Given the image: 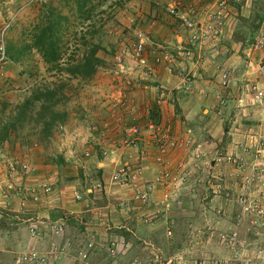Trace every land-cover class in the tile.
Listing matches in <instances>:
<instances>
[{
	"label": "rangeland",
	"instance_id": "rangeland-1",
	"mask_svg": "<svg viewBox=\"0 0 264 264\" xmlns=\"http://www.w3.org/2000/svg\"><path fill=\"white\" fill-rule=\"evenodd\" d=\"M134 1H137L136 6L139 7L142 6V1L144 2V0H94V10L90 14V19L87 20L78 17L74 0H0V32L5 26H10L5 33V51L9 49L14 57L21 53L25 45L30 44L33 29L44 20L51 9L55 10L56 15L60 14L68 19L67 22L63 23L66 29L63 32L60 45L63 61L56 65L57 68L50 70L52 66L46 65L41 55L32 50L18 61L6 60L0 69V126L8 124L10 117L17 113L16 108L34 92L43 89L45 86L60 89V96L58 97L60 104L55 111L58 112L56 117L64 115L61 117L62 119L56 120L58 123L56 122L46 131L43 128L45 120L36 122L39 112V104H37L35 110L29 112L30 115L27 116L23 124L18 125L16 130L10 131L9 138L0 142V163L6 166L8 172H10V164L18 165V163H22L21 160L24 158L25 160H29L31 157L32 159L35 158L37 148L46 155L50 148L52 150L57 148L60 143L58 142L59 138H56L54 133H65L60 124L67 121L69 117L67 113L78 107V103L79 106L81 103L86 104L87 98L96 94V87L102 84L103 74L111 73L110 76L112 77L113 74L120 72L119 67L121 64L123 65L122 56L125 53L123 51H126L125 47L130 41L135 46L139 38L135 35L132 39L127 32L122 31L123 29L120 28L123 26L122 21L123 23L127 22V17L123 13L116 14L118 9ZM261 6L258 0H245L243 6L237 7L239 14L234 26L236 29L234 39L236 40L233 39L229 45L234 46L233 53L236 54V57L238 56L237 62L240 63L241 69L238 65H232L236 68V80L230 83L231 87L229 86L232 89V95L239 91V96L240 94H243L245 98L247 96L245 95L247 91L244 73L245 60L239 55L245 50L247 42L255 31L254 23L257 22V15L262 10ZM242 7H245L244 10ZM121 33L125 34L123 38ZM124 38L130 40L122 41L121 39ZM111 42H114L112 47L108 45ZM93 46H99L101 48L98 52L99 55L108 60H102L103 64L101 62L96 67L95 74L90 79L82 76L71 78L67 75L64 69L82 60ZM119 58H121V62L118 61ZM58 68L62 69L59 71ZM221 94H217V98ZM241 98H237V101ZM121 101L133 102V107L135 106L134 108L138 110L135 100L122 98L110 105V119L113 117L111 111L114 106ZM116 108L120 110L119 113L125 111L132 115L129 110L121 107ZM239 111L241 112L235 110V113L232 114L231 110L226 111L223 108L218 111L215 110L219 121H222L223 116L225 117L228 112H230V116L233 115L231 117L233 118L232 125L224 121L219 126L223 131L227 126L236 129L238 135L231 137L230 142L224 141L225 136L219 140H215L211 136L198 137L194 132L189 133L188 136H191L196 143L209 139L216 143L222 151L228 153L240 154L245 147L250 152L244 153L243 156L249 158L255 154L253 151L255 141L262 132V110L260 106L246 102V106ZM119 113L116 115L118 116ZM122 114L116 118L120 124L121 132L128 127L127 124L123 125ZM73 122L75 121L72 119L67 121L69 124H73ZM239 130L240 132H238ZM51 138L52 140H50ZM72 143L75 144V142ZM111 143L105 140L104 143L99 144V147L111 150L109 148ZM121 147L118 146L117 148L120 149ZM151 147L155 148L153 145L148 146V148ZM74 148L75 150L72 148L73 157L81 155L82 158L86 159L79 160L80 156L77 161L82 163H76V167L83 171L84 166H86L85 163H87L88 166H91L90 168H93L91 171L89 170V178H92L90 180L103 177L104 174L98 176L100 162H115L111 158L113 153H111V157H108V160L101 156L102 161H100L101 159L98 161L88 151L81 154L80 151L76 150L78 145ZM102 148H100L99 155ZM142 148L141 145L138 146L139 152L142 151ZM11 155H16L17 158ZM182 155L184 156L182 161L185 163V170L181 176L185 182L178 186L176 184L171 186L169 207L164 208L158 204L149 207V215L153 219H151L153 222L151 225L144 224L142 221L143 216L146 214L148 216L147 208L140 209L135 203H131L128 208L120 207L123 201H130L132 195L127 188L124 189L111 182L112 172L111 175L104 176L105 185L94 182L88 186V189L91 188L90 192L98 191L102 196L100 202L105 203L99 207L102 209H96L97 206L94 203L92 208H85V210L90 211L86 220L90 225L85 226L81 223V216L83 215L58 214L54 210L52 215L54 217L59 216V218L53 219L55 222L45 223L43 232L36 235H39L36 242L33 240L32 230L38 232V229L29 227L25 234L24 229L22 230V223H20L22 216L19 214L23 213L21 208L27 209L31 203L44 201L45 204L47 202L45 197L49 198L48 194L53 193V188L47 184L51 189L48 192L40 190L39 201H33L30 198L25 206L21 207L20 202L16 200V197L18 199L19 197L14 192L9 198L4 196L3 193L9 184L17 186L13 181L7 180L1 192L4 202L3 207H0V264H16L19 257L31 250H35L44 256L46 261L43 264H263L261 262L264 261V238L245 227L244 220L239 219L241 210L236 199L240 192L241 181L230 178L228 176L230 168L225 165L221 166L218 172L222 175L221 181L212 180L211 174L203 171L205 169H201V177L194 171L193 156L183 152ZM171 161L177 162L173 159ZM119 163L122 164L124 161ZM173 166H176V163ZM156 168L158 167L156 166ZM114 187L119 190L115 193L119 194V197L116 199L113 195L112 206L106 209L110 202L106 200L105 193H114ZM251 193L256 195L258 191L253 189ZM74 198L78 202L81 201L79 194L74 193ZM162 199V189H157L153 200L158 203ZM5 201L6 203L10 201V203L6 204ZM112 214L116 215V225L109 221ZM55 223L64 226L63 231L58 235L52 230ZM92 226L99 228L100 231L87 230ZM232 233L238 234L236 246L229 245L223 238ZM88 242L94 243L95 250L88 260H82L80 253L86 248ZM110 251H113L114 254Z\"/></svg>",
	"mask_w": 264,
	"mask_h": 264
},
{
	"label": "crops",
	"instance_id": "crops-1",
	"mask_svg": "<svg viewBox=\"0 0 264 264\" xmlns=\"http://www.w3.org/2000/svg\"><path fill=\"white\" fill-rule=\"evenodd\" d=\"M206 1L209 2L211 0ZM136 2L128 3L118 9L116 15L123 13L127 17L128 21L126 20L127 22L125 23L122 21L123 26L120 27L123 32H127L132 39L135 35L136 37L138 36V43L145 42V51L142 55L143 61H139L131 53H127V50H131V47L134 46L131 41L128 42L127 47H125L126 51H123L125 53L122 56L123 65L121 64L119 67L120 72L113 74L112 77L110 76L111 73L103 74L102 84L96 87L95 95L87 98L88 102L86 101V104L81 103L79 106L78 103V107L70 110V112L66 110L69 112L67 113L69 116L67 121L72 119L75 122L69 124L66 121L64 124H60V127L65 130L64 134L60 131V133H54V136L59 138L58 142L61 147L58 145L53 150L50 148L47 155L37 148L38 150H36L34 155L36 156L35 158L32 159L31 157L29 160H25V158L23 159L25 161L21 160L22 162L35 165L37 167L36 174L23 175L19 173L14 176L7 171L6 166L0 163V207H3L4 201L1 197V192L7 180L13 181L17 186L26 188L40 189L44 184H49L53 188V193L48 194L49 198L45 197V200H47L45 204L44 201H39L31 203L27 209L25 208L26 210H21L23 213L19 214L22 216L20 223H22V230L24 229L23 232L25 231V234L29 227H34L38 229L37 233H42L45 223L55 222L54 220L59 218V216L54 217L52 215L54 210L58 214L83 215L81 216V223L85 226L90 225V223L86 222L89 216L87 214L90 211L85 210V208H92L94 203L97 206L96 209H102L99 207H102L105 203L100 202V199H102L100 193L98 191L90 192L91 188L88 189V186H91V183L94 182L105 185L104 176H107V174L111 175L117 164H120L119 162L142 163L146 169V179L151 180L154 177L157 171L154 162L156 153L154 147L142 148L140 152L138 148L121 147L116 149L115 152L113 151L112 157L110 156L113 158V162L115 160L114 163L102 161L101 154L99 155L102 147H99V144L104 143L106 140L112 142L111 146H109L111 149H114L113 142H117L118 146H120L119 142L123 135L116 118H119L122 113L123 125L127 124L130 126L136 122L145 125L150 120H155L166 130H169L173 136L179 138L194 132L198 137L211 136L215 140L225 136L224 141L230 142L231 137L238 135L234 128L231 129V127L227 126L223 131L219 127L220 123L224 121L228 122V124H233V118H231L233 115L230 116V112L225 117L223 116L222 121L217 119L215 113V110L218 111L221 108L226 109V111L231 110L232 114L235 113V110L240 113L241 111L239 110L246 106V102L253 103L247 91L245 98L243 94L239 96V91L232 95L231 88L223 89L221 87L222 72H229L230 80H233L231 83H233L236 80V68L232 67V65H238L241 69L240 63L237 62L238 56L236 57V54L233 53L234 46L229 45L235 35L236 29L234 26L239 14L238 8L232 10L224 35L218 43L206 44L192 58H187L183 54L180 55L177 50L188 47L189 32L182 26L181 21L171 17L166 9L173 2H180L183 9H186L191 3L197 2L195 0H144L141 7L136 6ZM242 8L244 10L245 7ZM121 35L122 38L125 36L123 33ZM121 40L129 41L130 39L126 40L124 38ZM113 43L111 42L108 45L112 47ZM160 47H166L173 52V63L169 65L155 63V57L158 55ZM239 56L246 63L245 50ZM97 57L101 62L102 60H108L101 57L99 53ZM219 92L222 94L217 98L216 95L220 94ZM122 98H127V100L131 101L135 100L138 105L137 112L131 115L125 111L119 113L120 110L115 112L113 109L111 113L116 117L110 119V105L114 101L115 103L120 101ZM237 98L241 99L237 101ZM220 103L223 104L221 105ZM118 113L119 115L117 116L116 114ZM261 113L263 114V110ZM217 120L218 122L216 123ZM71 142H75L78 145L76 150L80 151L81 154L84 151H88L92 156L96 157V160L99 161L101 159L100 161L102 162L98 165L100 169L98 176L104 174L101 179L90 180L92 178H89V170L91 171L93 168H90L91 166H88L87 163H85L86 166H84L83 171L76 167V163H82L77 161L81 155L73 157L72 148L75 150L74 146L76 145L71 144ZM71 145L73 146L72 148L70 147ZM58 147H60L59 150H57ZM11 156L16 157V155ZM75 158L77 159L75 160ZM170 158L177 161L174 162L177 164L182 162L184 156L179 152H171ZM79 160L83 161L86 159L81 156ZM117 191L119 190L114 187V193L112 191V193H105L106 200L110 202L106 209L112 206L113 195L116 199L119 197V194H115ZM74 193L79 194L81 201L74 200ZM126 195L128 194L126 193ZM16 200L20 202L17 197ZM11 201L14 202L13 199ZM9 203L10 201L6 204ZM110 218L109 221L116 225V215L112 214ZM94 219L97 222L96 218ZM92 227L87 228V230L100 231L99 228ZM38 236L34 237V242L39 239ZM33 240L32 243H34Z\"/></svg>",
	"mask_w": 264,
	"mask_h": 264
},
{
	"label": "built area",
	"instance_id": "built-area-1",
	"mask_svg": "<svg viewBox=\"0 0 264 264\" xmlns=\"http://www.w3.org/2000/svg\"><path fill=\"white\" fill-rule=\"evenodd\" d=\"M244 1L211 0L205 2V0H195L197 3H191L186 9H183L180 2L170 4L166 9L167 13L173 18L179 19L182 26L189 32L188 47L185 49L179 48L177 50L178 53L180 55L183 54L187 58H192L206 44L218 43L224 35L225 27L232 10L238 6H243ZM258 1L262 5V10H260L261 18L256 23L255 31L245 48L247 57L245 63L246 89L248 95L251 97V101L263 110L261 120L262 132L255 141V148L253 150L255 154L249 158H245L243 156L244 153L250 152L245 147L242 149L243 152H239L240 154L228 153L222 151L216 143H213L209 139L196 143L188 135L181 138L175 137L155 120H150L145 125L136 122L124 128L122 132L123 137L119 142L122 148H138L139 145L144 149L150 145L156 148L154 160L158 168L151 180L146 179L144 165L136 162L118 164L111 176L112 183L124 189L127 188L132 195L130 201H123L120 207L128 208L131 203H135L140 209L147 208L148 216L146 214L142 219L144 224L151 225L153 223V219L149 215V207L157 204L164 206V208L169 207V190L171 186L174 184L176 186L184 184L185 180L181 175L183 174V170H185V163L182 161L173 166L174 163L170 158L171 152H183L193 156L194 171L201 177V169H205L203 171L210 173L212 180L218 179L221 181L222 175L218 174L220 167L225 165L230 168L228 176L241 181L240 192L236 199L237 205L241 210L239 219L244 220L245 227H248L256 235L264 238V0ZM9 27V25L5 26L0 32V69L6 63V60H8L4 41L5 33ZM144 51L145 42H140L131 51L127 50V53H131L133 57H136L139 61H143L142 55ZM118 61L121 62V58ZM173 62V52L166 47H160L159 53L155 57V63L169 65ZM231 81L230 73L222 72V87L228 89ZM116 107L129 110L132 114H135L137 110L134 108L135 106L133 107V102L128 103L127 101H121L116 104L113 110L115 112L119 110ZM113 145L114 149H101V156L103 158H108L113 151L115 152L118 144L117 142H113ZM10 172L14 175L18 173L34 175L37 172V167L28 162L18 163V165L10 164ZM41 187L40 189H35L9 184L3 194L9 198L11 193L14 192L20 199L21 207H24L30 198L33 201H39L38 193L40 190L48 192L51 189L47 184ZM157 189H162L163 192V199L158 203L153 200ZM253 189L258 191L256 195H252ZM21 210L23 209L21 208ZM63 227V224L55 223L52 230L58 235L63 231ZM36 235V230H32V236L35 237ZM223 238L229 245L236 246L238 234L232 233ZM94 250V243L88 242L86 248L81 251L80 258L88 260L93 255ZM110 253L114 254L113 251H110ZM45 261L44 256L39 254V252L31 250L19 257L16 264H43ZM261 263L264 264V261Z\"/></svg>",
	"mask_w": 264,
	"mask_h": 264
},
{
	"label": "trees",
	"instance_id": "trees-1",
	"mask_svg": "<svg viewBox=\"0 0 264 264\" xmlns=\"http://www.w3.org/2000/svg\"><path fill=\"white\" fill-rule=\"evenodd\" d=\"M93 1L74 0L76 12L80 19H90V14L94 10ZM54 12L55 10L51 9L50 13L44 17L45 21L43 20L33 29L30 44L25 45L17 57H14L9 49L8 51L6 50L7 58L12 61H18L27 52L33 50L41 55L46 65L52 66L50 70L57 68L56 65L63 61L62 47L60 45L63 32L66 29L63 23L67 22L68 19L60 14L56 15ZM260 18L259 12L256 21L258 22ZM256 23H254V27H256ZM100 49L99 46H93L82 60L72 64L70 67L68 66L64 69V72L71 78L82 76L90 79L95 74L96 67L101 63L97 58V53ZM61 69L58 68L59 71ZM59 96L60 89L58 87L50 88V86H45L43 89H38L34 92L32 96L16 108L17 113H15V116L10 117L9 123L0 126V142L8 139L10 131L16 130L18 125L23 124L27 116L30 115L29 112H33L37 104H39V112L37 113L38 120L36 122L45 120L43 128L47 131L50 126L57 122V119H62L61 117L64 116L62 114L60 117H56L58 112L55 109L60 104Z\"/></svg>",
	"mask_w": 264,
	"mask_h": 264
}]
</instances>
